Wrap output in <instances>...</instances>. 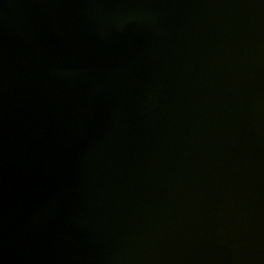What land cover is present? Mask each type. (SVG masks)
Instances as JSON below:
<instances>
[{
  "label": "water",
  "instance_id": "water-1",
  "mask_svg": "<svg viewBox=\"0 0 264 264\" xmlns=\"http://www.w3.org/2000/svg\"><path fill=\"white\" fill-rule=\"evenodd\" d=\"M0 264H264V0H0Z\"/></svg>",
  "mask_w": 264,
  "mask_h": 264
}]
</instances>
